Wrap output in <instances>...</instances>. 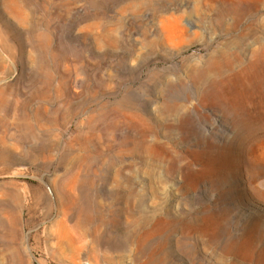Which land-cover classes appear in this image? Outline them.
Listing matches in <instances>:
<instances>
[{"label":"rangeland","instance_id":"obj_1","mask_svg":"<svg viewBox=\"0 0 264 264\" xmlns=\"http://www.w3.org/2000/svg\"><path fill=\"white\" fill-rule=\"evenodd\" d=\"M263 114L264 0H0V264H264Z\"/></svg>","mask_w":264,"mask_h":264},{"label":"bare ground","instance_id":"obj_2","mask_svg":"<svg viewBox=\"0 0 264 264\" xmlns=\"http://www.w3.org/2000/svg\"><path fill=\"white\" fill-rule=\"evenodd\" d=\"M261 121H262L261 124L264 126V114H263V116H262V118H261ZM262 125H261V126H262Z\"/></svg>","mask_w":264,"mask_h":264}]
</instances>
